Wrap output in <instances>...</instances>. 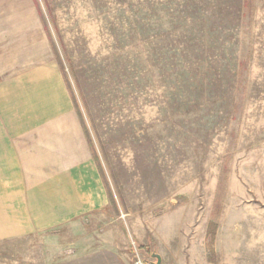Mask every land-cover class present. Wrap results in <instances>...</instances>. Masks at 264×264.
<instances>
[{
    "label": "rangeland",
    "instance_id": "rangeland-1",
    "mask_svg": "<svg viewBox=\"0 0 264 264\" xmlns=\"http://www.w3.org/2000/svg\"><path fill=\"white\" fill-rule=\"evenodd\" d=\"M2 1L18 51L67 83L103 217L123 233L116 251L131 258L134 242L174 263L170 245L200 225L188 239L206 228L214 264H264V0ZM94 233L74 223L2 241L0 264H93Z\"/></svg>",
    "mask_w": 264,
    "mask_h": 264
},
{
    "label": "crops",
    "instance_id": "crops-1",
    "mask_svg": "<svg viewBox=\"0 0 264 264\" xmlns=\"http://www.w3.org/2000/svg\"><path fill=\"white\" fill-rule=\"evenodd\" d=\"M15 21L1 0L0 242L88 223L104 250L83 256L86 261L130 264L132 256L116 251L123 235L118 224L103 217L109 196L67 83L54 61L38 62L35 51H18ZM198 226L170 245L174 263L156 252L161 263L214 264L206 256V228L203 237L188 239L203 231Z\"/></svg>",
    "mask_w": 264,
    "mask_h": 264
},
{
    "label": "built area",
    "instance_id": "built-area-1",
    "mask_svg": "<svg viewBox=\"0 0 264 264\" xmlns=\"http://www.w3.org/2000/svg\"><path fill=\"white\" fill-rule=\"evenodd\" d=\"M131 248H132V264H154L153 259L146 258L143 255V252L134 244V242H131Z\"/></svg>",
    "mask_w": 264,
    "mask_h": 264
},
{
    "label": "water",
    "instance_id": "water-1",
    "mask_svg": "<svg viewBox=\"0 0 264 264\" xmlns=\"http://www.w3.org/2000/svg\"><path fill=\"white\" fill-rule=\"evenodd\" d=\"M151 257H152V259H153V261H154V264H162V263H161V257H160L159 254H157V253H153V254L151 255Z\"/></svg>",
    "mask_w": 264,
    "mask_h": 264
}]
</instances>
